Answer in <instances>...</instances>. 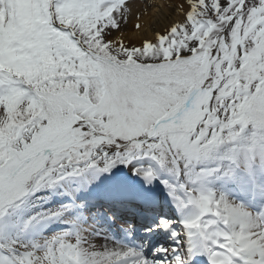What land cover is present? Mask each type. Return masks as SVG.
Instances as JSON below:
<instances>
[{
    "label": "snow or ice",
    "instance_id": "1",
    "mask_svg": "<svg viewBox=\"0 0 264 264\" xmlns=\"http://www.w3.org/2000/svg\"><path fill=\"white\" fill-rule=\"evenodd\" d=\"M0 264H264V0H0Z\"/></svg>",
    "mask_w": 264,
    "mask_h": 264
}]
</instances>
